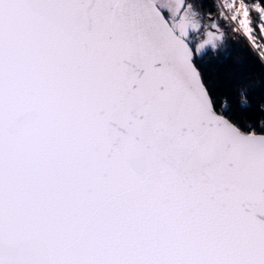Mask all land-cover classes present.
<instances>
[{
	"label": "snow or ice",
	"instance_id": "snow-or-ice-1",
	"mask_svg": "<svg viewBox=\"0 0 264 264\" xmlns=\"http://www.w3.org/2000/svg\"><path fill=\"white\" fill-rule=\"evenodd\" d=\"M0 264H264V0H0Z\"/></svg>",
	"mask_w": 264,
	"mask_h": 264
},
{
	"label": "trees",
	"instance_id": "trees-1",
	"mask_svg": "<svg viewBox=\"0 0 264 264\" xmlns=\"http://www.w3.org/2000/svg\"><path fill=\"white\" fill-rule=\"evenodd\" d=\"M238 55H241V53L239 52V51H237V52H234V57L235 56H238ZM249 67H250V70H252V71H259V68H256V67H251V65L249 64Z\"/></svg>",
	"mask_w": 264,
	"mask_h": 264
}]
</instances>
